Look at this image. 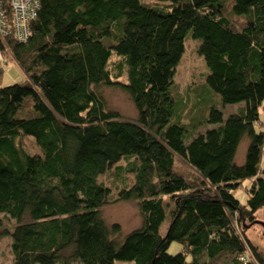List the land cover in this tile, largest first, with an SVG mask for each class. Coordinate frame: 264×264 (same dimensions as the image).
Masks as SVG:
<instances>
[{"label": "trees", "instance_id": "obj_1", "mask_svg": "<svg viewBox=\"0 0 264 264\" xmlns=\"http://www.w3.org/2000/svg\"><path fill=\"white\" fill-rule=\"evenodd\" d=\"M155 1L37 0L24 33L4 13L0 61L26 77L0 80V213L16 220L0 230L11 238L9 264H212L221 255L264 264L246 233L264 208V0ZM188 39L214 95L209 127L189 140L174 93ZM100 85L129 94L136 120L108 109ZM216 103L239 106L224 117ZM24 135L39 153L20 145ZM174 155L198 175L177 171ZM112 166L130 175L115 200H134L142 219L127 233L100 212L114 199L98 176Z\"/></svg>", "mask_w": 264, "mask_h": 264}, {"label": "rangeland", "instance_id": "obj_2", "mask_svg": "<svg viewBox=\"0 0 264 264\" xmlns=\"http://www.w3.org/2000/svg\"><path fill=\"white\" fill-rule=\"evenodd\" d=\"M149 6H155L157 1L155 0H142ZM197 40L188 39L185 42V51L177 66L174 75V93L177 99L180 101L181 109L178 112V118L180 123L187 125L189 139L196 136L198 133L204 132L208 125H205L204 118L208 113L209 106L214 97L212 92L205 89V75L207 69L203 59L197 52ZM0 67L3 68V73L0 80H3V84L12 82H23L26 77L23 71L15 63H10L7 59L5 63L0 61ZM100 93L102 94L106 107L110 110H114L119 113L120 118L127 120H136L137 110L131 100L129 94H127L121 87L115 85H100L98 86ZM219 100V98H218ZM221 111L223 110L224 117L230 112L237 110L239 104L226 105L222 108L217 103L214 104ZM260 117L264 119V104L261 107ZM20 145L28 153H39V146H37L35 140L29 136L18 137ZM248 139H242L238 152L237 162L242 160L243 154H245ZM126 161L120 160L117 165L121 167L125 166ZM262 165L264 166V151L262 157ZM174 167L177 171L187 174L188 177H194L198 175L195 169L190 166L185 160L178 155H174ZM120 173V174H118ZM98 181L108 185L111 189V200L109 203L101 207V215L108 224L119 223L122 232H129L132 229L138 228L142 222L140 212L137 204L134 200H115L116 189L121 187L124 182L129 183L130 175L126 172H118L114 166L110 167L103 174L98 176ZM248 182L242 183L237 189V195L242 201L246 198V188ZM258 220H255V224L247 225L246 233L249 236L252 245L264 255V208L257 212ZM0 230L5 228L10 229L16 224V220L8 217L4 213H0ZM124 233V234H125ZM11 238L8 235L0 236V264H9L12 261L11 253ZM179 245L177 242H172L169 246V250L177 251ZM225 255L216 257L212 264H223ZM129 264V263H120Z\"/></svg>", "mask_w": 264, "mask_h": 264}, {"label": "built area", "instance_id": "obj_3", "mask_svg": "<svg viewBox=\"0 0 264 264\" xmlns=\"http://www.w3.org/2000/svg\"><path fill=\"white\" fill-rule=\"evenodd\" d=\"M37 0H0V32L2 31V26L4 25L3 17L4 13L7 11H12L14 15V21L16 24H20L23 28L21 32H25L24 24L25 17L34 12L32 7L36 4Z\"/></svg>", "mask_w": 264, "mask_h": 264}, {"label": "clouds", "instance_id": "obj_4", "mask_svg": "<svg viewBox=\"0 0 264 264\" xmlns=\"http://www.w3.org/2000/svg\"><path fill=\"white\" fill-rule=\"evenodd\" d=\"M34 18V17H33Z\"/></svg>", "mask_w": 264, "mask_h": 264}, {"label": "water", "instance_id": "obj_5", "mask_svg": "<svg viewBox=\"0 0 264 264\" xmlns=\"http://www.w3.org/2000/svg\"><path fill=\"white\" fill-rule=\"evenodd\" d=\"M257 221V220H256Z\"/></svg>", "mask_w": 264, "mask_h": 264}]
</instances>
